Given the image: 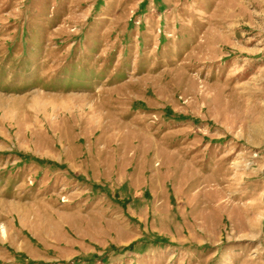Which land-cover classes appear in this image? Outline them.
<instances>
[{
    "label": "rangeland",
    "instance_id": "rangeland-1",
    "mask_svg": "<svg viewBox=\"0 0 264 264\" xmlns=\"http://www.w3.org/2000/svg\"><path fill=\"white\" fill-rule=\"evenodd\" d=\"M0 264H264V0H0Z\"/></svg>",
    "mask_w": 264,
    "mask_h": 264
}]
</instances>
